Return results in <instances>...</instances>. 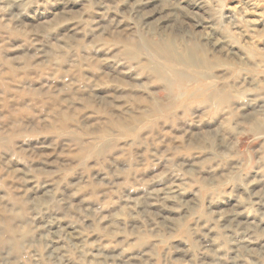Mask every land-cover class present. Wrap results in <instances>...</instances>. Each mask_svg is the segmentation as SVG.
I'll return each instance as SVG.
<instances>
[{
    "label": "rangeland",
    "instance_id": "rangeland-1",
    "mask_svg": "<svg viewBox=\"0 0 264 264\" xmlns=\"http://www.w3.org/2000/svg\"><path fill=\"white\" fill-rule=\"evenodd\" d=\"M0 264H264V0H0Z\"/></svg>",
    "mask_w": 264,
    "mask_h": 264
},
{
    "label": "bare ground",
    "instance_id": "bare-ground-1",
    "mask_svg": "<svg viewBox=\"0 0 264 264\" xmlns=\"http://www.w3.org/2000/svg\"><path fill=\"white\" fill-rule=\"evenodd\" d=\"M165 72V71H164Z\"/></svg>",
    "mask_w": 264,
    "mask_h": 264
}]
</instances>
